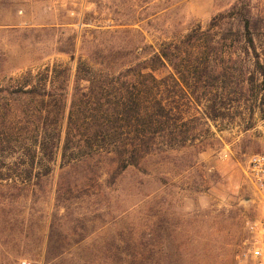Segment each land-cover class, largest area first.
I'll list each match as a JSON object with an SVG mask.
<instances>
[{"label": "rangeland", "instance_id": "obj_1", "mask_svg": "<svg viewBox=\"0 0 264 264\" xmlns=\"http://www.w3.org/2000/svg\"><path fill=\"white\" fill-rule=\"evenodd\" d=\"M233 8L230 23L249 18L264 45V0H0V88L88 57H150ZM261 93L253 86L248 102L230 98L223 119H204L200 147L124 172L109 157L64 166L57 157L35 187L0 189V264H234L246 223L264 214L244 175L249 158L264 154ZM0 167L26 168L2 152Z\"/></svg>", "mask_w": 264, "mask_h": 264}, {"label": "trees", "instance_id": "obj_2", "mask_svg": "<svg viewBox=\"0 0 264 264\" xmlns=\"http://www.w3.org/2000/svg\"><path fill=\"white\" fill-rule=\"evenodd\" d=\"M235 9L160 42L150 57H88L73 70L53 65L11 79L0 88V98L9 97L0 105V152L26 168L0 170V189L35 187L57 157L61 166L109 157L119 172L138 169L200 147L209 133L204 119H223L236 94L248 102L255 86L263 105L264 45L257 47L249 18L234 27Z\"/></svg>", "mask_w": 264, "mask_h": 264}, {"label": "built area", "instance_id": "obj_3", "mask_svg": "<svg viewBox=\"0 0 264 264\" xmlns=\"http://www.w3.org/2000/svg\"><path fill=\"white\" fill-rule=\"evenodd\" d=\"M244 175L264 212V154L249 158ZM234 264H264V214L260 219L246 223L244 248L235 255Z\"/></svg>", "mask_w": 264, "mask_h": 264}]
</instances>
